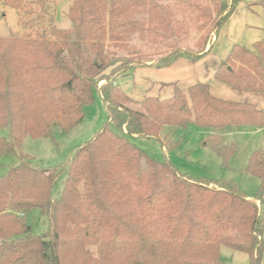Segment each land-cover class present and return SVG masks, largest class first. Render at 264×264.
Wrapping results in <instances>:
<instances>
[{"label": "trees", "instance_id": "obj_1", "mask_svg": "<svg viewBox=\"0 0 264 264\" xmlns=\"http://www.w3.org/2000/svg\"><path fill=\"white\" fill-rule=\"evenodd\" d=\"M27 1L0 3L18 11L35 3ZM212 1V9L199 11L203 25L213 26L201 46L240 2ZM255 3L264 13V0ZM145 11L167 21L150 0H73V36L53 29L50 36L0 38V155L15 158L0 176V264H221L222 247L261 264L264 149L253 151L243 169L259 181L248 198L231 180L180 175L166 158L155 160L131 142L158 140L165 128L173 133L193 124L212 131L204 146L225 164L235 150L222 143L220 132L264 127L262 111L214 97L207 84L174 88L164 99L144 95V112L128 108L130 99L115 76L146 64L109 49L145 31L143 21L132 18ZM202 53L204 47L197 57ZM181 55L172 52L157 67ZM213 80L264 100V39L250 48L234 45ZM95 91L107 121L74 151L54 197L51 190L65 169L36 168L15 150L27 136L54 140L78 125ZM35 224L43 226L42 233L33 232Z\"/></svg>", "mask_w": 264, "mask_h": 264}, {"label": "rangeland", "instance_id": "obj_2", "mask_svg": "<svg viewBox=\"0 0 264 264\" xmlns=\"http://www.w3.org/2000/svg\"><path fill=\"white\" fill-rule=\"evenodd\" d=\"M33 1L34 4L26 3L18 11L0 3V38H22L26 35L36 37L43 32L50 36L53 29L73 36L74 24L69 18L73 0H44L42 6L39 0ZM150 1L167 21L160 23L148 11L134 15L133 20L143 21L142 29L145 31H136L124 39L121 47L109 49L121 58H132L135 63L141 61L146 64L115 76V83L130 99V103L125 104L128 108L144 112L139 104L144 95L164 99L173 94L174 88L185 89L194 84H207L214 97L249 103L264 113V100L257 93L232 90L213 80L215 70L224 63L234 45L250 48L254 42L264 39V13L255 3L259 0H240L217 33L212 34L211 41H205V46L201 45L208 39L213 26L212 22L203 25L205 19L199 18V11L207 7L212 9V0ZM226 1L230 3V0ZM210 15L213 19L214 13ZM201 47H204V55L199 58L197 54ZM209 48L210 51L206 53ZM172 52L185 55L158 68L159 60L167 58ZM194 57L198 59L194 60ZM103 83L104 81H100L98 86ZM106 121L105 104L95 91L93 102L84 108V117L78 125L68 132L57 134L54 140L27 136L15 151L29 156L36 168L65 169L51 190L56 197L63 188L67 175L66 166L72 154L90 141ZM170 130L163 129L158 140L132 138L131 142L155 160L166 158L180 175L211 181L231 180L244 196L254 197L259 181L243 169L253 151L264 149V127L232 126L220 132L222 143L228 147L233 146L235 150L225 164L204 146L207 135L212 134L210 129L190 124L185 130H174L173 133ZM5 133L3 130L2 134ZM175 142L177 144L173 146ZM14 160L12 156L0 155V176ZM208 187L212 185L209 184ZM42 231V225H34L35 234ZM220 262L249 264L245 254L232 252L224 247L220 250ZM261 264H264V254Z\"/></svg>", "mask_w": 264, "mask_h": 264}, {"label": "crops", "instance_id": "obj_3", "mask_svg": "<svg viewBox=\"0 0 264 264\" xmlns=\"http://www.w3.org/2000/svg\"><path fill=\"white\" fill-rule=\"evenodd\" d=\"M256 1V0H255Z\"/></svg>", "mask_w": 264, "mask_h": 264}]
</instances>
